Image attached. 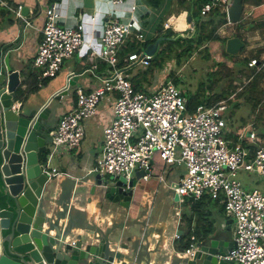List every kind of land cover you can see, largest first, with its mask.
<instances>
[{"label":"built area","instance_id":"obj_1","mask_svg":"<svg viewBox=\"0 0 264 264\" xmlns=\"http://www.w3.org/2000/svg\"><path fill=\"white\" fill-rule=\"evenodd\" d=\"M109 1L118 5L126 0ZM131 3L133 10L137 2L132 0ZM231 3L232 0H206L200 13L207 15L214 9L226 13ZM22 9V5H17L14 11L24 18ZM59 14V2L51 0L44 9L42 38L33 59L38 68V83L55 76L63 62L83 44L88 46L93 57L106 63L109 73L100 76L99 85L90 91L78 88L70 108L59 116L49 131L45 169L48 177L51 179L60 172L51 166L52 158L80 146L86 120L95 115L99 102L108 95L113 116L103 128L101 155L93 170L114 178L123 175L127 179L125 187H129L134 169L143 171L139 178L152 176L155 157L166 165H182L184 173L171 185L174 192L195 200L203 196L221 197L225 210L233 219L234 244L224 258L239 264H264V189L247 190L237 176L241 170L254 171L264 179V145L253 123H247L234 141L227 136L225 113L230 106L229 97L211 105L200 103L190 111L185 90H181L172 78L160 82L150 93L138 90L126 70L135 63L150 64L153 55L146 53L144 48L133 51L127 55V64L119 67L118 52L128 35L134 34L138 40L146 41L154 34L141 21L137 24L135 20L141 19L139 16L131 15L123 21L118 13L111 15L103 29L92 28L91 37L87 39L83 23L64 26L56 20ZM250 15L244 11V16ZM90 19L95 20L94 13ZM92 37L100 38V49L92 45ZM256 63V58L249 61V65ZM76 75L70 73L65 87L58 93L67 91ZM20 105L21 101H15L12 107L18 109ZM247 145H253V150ZM191 239L195 242L193 235ZM194 249L195 244H190L179 256L192 255Z\"/></svg>","mask_w":264,"mask_h":264},{"label":"crops","instance_id":"obj_2","mask_svg":"<svg viewBox=\"0 0 264 264\" xmlns=\"http://www.w3.org/2000/svg\"><path fill=\"white\" fill-rule=\"evenodd\" d=\"M49 1L0 0V45L20 37L21 31L24 30L25 37L23 41L18 39L20 47L15 51L13 63L14 69H18L20 72V86L27 88L25 90L26 98L21 101L17 97L15 101H21L23 109L30 107L40 109L44 105H48L50 109L49 123L54 127L59 116L68 110L74 102L77 89L81 88L84 91L94 89L100 83V76L109 73V67L104 62L97 61L96 63V58L89 53L88 46L83 44L72 57L63 62L55 76L45 78L41 84L37 83V87H26V82L35 79L33 74L38 71V68L33 64V59L42 38L44 9ZM80 1L82 3L78 6ZM189 1L163 0L160 6L151 7L145 0H136L137 5L132 10V0H126L122 4L116 5L117 7L113 10L107 0H66L63 5L65 9L63 20L70 26L74 21L72 12L77 7L76 13L79 19L76 23H83L87 39L91 37L92 28L102 30L104 22L111 15L115 16L117 13L123 21L131 15L139 16L141 19L135 20L137 24L141 21L144 27L152 33L161 21L163 28H166L165 23L168 22L167 29L187 36L194 29L192 20L191 22L187 20L188 10L191 9ZM126 3L128 6H124ZM15 5L27 7L29 16L18 17L14 11ZM254 10L255 8L252 7L245 12L252 15ZM262 10L263 14L259 17H264V9ZM115 12L117 13L115 14ZM93 13L95 20L91 21L90 16ZM206 16L208 14L202 17ZM83 18H86L85 22ZM257 18L252 17V20L255 21ZM22 20L26 21L25 28ZM239 25L242 27L241 23ZM249 26L254 28V23ZM243 27L245 28V25ZM125 40L126 42L130 40L134 44L136 42L140 49L144 48L146 42L138 40L134 34L128 35ZM160 42L155 53L152 54V59L157 57V51L162 47ZM91 43L95 48L100 49L101 40L99 37H92ZM155 60L154 67L157 66L158 59ZM70 73L78 75L76 83L70 85L67 92H62L58 98L66 100L65 104L51 107L49 99L57 98V95H60L58 91L65 87ZM171 74L169 73V76L173 79ZM129 77L134 86L137 85L138 89H144L143 86L135 83L131 76ZM111 102L109 96L106 95L98 104L95 115L86 120L84 139L77 149L56 155L58 156L55 159L56 163L54 158L53 161L51 160V166L60 172L50 179L49 199H47L45 207L48 215L51 213V207L58 210L57 215H53V217L60 226V230H67L68 234L65 239L72 241L81 236L85 241L88 234L108 237L111 248L114 247L128 255L131 254L137 260L135 264H170L178 257H183L179 256L184 249L181 248L183 245L177 238L178 234H186L189 230L195 231V229L204 231L211 227L212 230L208 234L215 230L221 232L230 225L228 234L231 238L234 222L225 210L221 197L203 196L202 199L197 200L186 196L175 198V192L171 185L184 173L182 165H166L155 157L152 176L148 179H136L128 207L107 196L104 185L109 183L112 178L109 174L100 175L93 168L101 155L103 128L113 116ZM254 127L256 128V126ZM260 129L261 132L264 131L263 126H260ZM100 180L103 183H99ZM245 189L249 190L250 188L245 187ZM52 233L54 230L51 231ZM198 239L195 238V242L192 240L190 244L196 245Z\"/></svg>","mask_w":264,"mask_h":264},{"label":"water","instance_id":"obj_3","mask_svg":"<svg viewBox=\"0 0 264 264\" xmlns=\"http://www.w3.org/2000/svg\"><path fill=\"white\" fill-rule=\"evenodd\" d=\"M244 2L232 0L227 9L228 22L241 21ZM21 14L29 16L27 7ZM187 20L191 22V15ZM22 22L25 28L26 21ZM24 37L22 30L20 37L0 45V189L4 192L0 206V264H135L137 260L131 254L111 248L108 237L88 234L85 241L81 236L74 243L67 241V230H60L53 217L58 210L51 207L48 215L45 203L51 180L45 169L49 131L53 128L49 123L50 109L48 105L40 109L12 107L21 87L20 72L14 69L13 59L20 47L18 39L23 41ZM161 39L148 45L145 52L154 54ZM244 46L238 33L225 42V50L232 54ZM75 80L76 76L70 85ZM142 173L136 169L131 172L129 187H125V176L112 178L104 185L107 196L128 207L136 179ZM178 196L175 193V198ZM229 229L230 225L224 231L201 236L192 255L178 257L170 264H239L224 258L234 244Z\"/></svg>","mask_w":264,"mask_h":264},{"label":"rangeland","instance_id":"obj_4","mask_svg":"<svg viewBox=\"0 0 264 264\" xmlns=\"http://www.w3.org/2000/svg\"><path fill=\"white\" fill-rule=\"evenodd\" d=\"M57 1L60 3V14L56 20L61 22L64 26H69V23H65L63 20L65 12L63 5L66 0ZM107 1L110 8L115 10L114 8L117 6L112 4L109 0ZM202 1L204 0H190L188 4H190L191 10L195 11V8L198 7ZM257 2L258 0H245V9L250 10L252 7L257 9ZM81 3L82 1L78 2V6ZM263 3L264 0L260 4V8L262 9H264ZM124 6H128V4L126 3ZM76 10L77 7H75L72 12L74 21L70 26L75 25L79 19ZM222 17L227 19L225 13L222 14ZM251 17H254V14H252L250 18L249 16H244L241 20V24L244 22L242 26L245 25L243 30L239 27L238 22L231 23L228 21L218 28L217 34L223 38H228L238 33L241 38L245 40V49L243 51H241V49L239 52L233 53V57H229L224 54L225 43L222 42V40L208 42L202 47L197 46V43H195L192 46L193 49H191L189 53L185 52L182 55L179 54L180 50H184V48L187 47V38H189L187 36L191 35L189 34L182 39L183 47H178L177 44L171 45L174 50H172L170 54H166L165 56L163 55V58L159 60V63L161 64L160 66L154 67L156 60L153 58L150 65L135 63L130 65L126 71L128 75L134 79L135 83L141 87L143 86L144 89L138 90L146 93H150L152 87H155L160 82L168 81L171 78L169 73L181 78V80L177 83V86L181 90L195 92L200 89V93H214L213 95L220 93L221 96L223 92L225 96L224 99H228L229 97L228 104L230 103V106L225 113L228 130L227 136H237L241 129L246 128L247 123L252 122L253 127L256 126V128L254 127V130L257 136L262 139V144L264 145V138L260 134L262 133L260 126L264 127V98L260 101L259 105L253 109L252 102L244 100V97L247 94L245 93L243 96L240 94L248 81L247 79L245 80V74H248L249 68L251 69L255 65H249L248 62L245 64L242 62V59L246 57L249 61L257 50L264 49V17L257 16L258 18L255 19L256 28L249 26V24L254 21ZM85 20L86 18H83L84 22ZM177 33H179L177 37L180 38V32ZM174 42L176 43L177 41ZM205 47H207V50H205ZM259 55V59H262L261 65L264 66V50L260 51ZM260 90L264 91V78L259 83L258 92H260ZM65 102L66 100L55 97L49 99L51 107H55L56 105L62 106ZM237 128L239 129L237 130ZM230 131H233V133H230ZM229 138L233 140L232 137ZM56 157L58 156L55 155L53 157L55 163L57 162L55 160ZM237 176L246 188L252 189L257 186L259 189H264V179L254 171L247 172L241 170L238 172ZM111 178L114 177L111 176Z\"/></svg>","mask_w":264,"mask_h":264},{"label":"trees","instance_id":"obj_5","mask_svg":"<svg viewBox=\"0 0 264 264\" xmlns=\"http://www.w3.org/2000/svg\"><path fill=\"white\" fill-rule=\"evenodd\" d=\"M151 7H158L160 6V4L162 3L163 0H145ZM206 0L202 1L200 3V5L197 7V9L188 10V14L191 15L192 18V22H193V27L194 29L192 30V33L190 36H187L189 38H187L188 40V44L187 47L184 48V50H180L179 54H184L185 52H188L193 49V45L195 43H197V46H204L206 43L211 42V41H216V40H222V42H226L227 37L223 38L221 37L219 34H217L218 32V28L223 25L224 23L227 22V19H225L224 17H222V14H224V11H219V10H212L208 16L206 17H202L205 15H201L200 14V8L202 6V4L205 2ZM263 2V0H258V2L256 3V5L258 6L257 9H255L254 11V18H256L257 16L263 14V10L260 8V4ZM17 5H15L16 7ZM264 6V5H263ZM14 7V8H15ZM226 16V14H225ZM251 23H254V27L256 28V22L252 21ZM239 25V24H238ZM240 26V25H239ZM179 33H175L174 31H172L171 29H164L162 26V22L160 21L156 27H155V35L153 36H148L145 44H144V48L147 47L148 44L155 42L158 38L162 37L161 39V45L162 47H160V49L157 51L158 55L155 59L157 60V66H160L161 64L159 63V60H161L163 58V55L165 56L166 54H170L172 50H174L173 47H171V45H176L178 47H183V42L182 39L185 37L183 35H180V38L177 37ZM191 37V38H190ZM174 41H177L176 43ZM245 41V40H244ZM137 43L132 42L130 40H127V42H125V44L120 48L119 52H118V65L119 67H123L127 64V55L133 51H138L140 48L138 47V45H136ZM171 47V49H170ZM245 49V47L242 48L241 51H243ZM205 50H207V47H205ZM264 49H259L255 52V54H253L252 58H258L260 57L259 53L260 51H263ZM208 52V51H207ZM206 52V53H207ZM177 53V51H176ZM224 54L226 56L229 57H233L232 53L227 52L224 48ZM208 56V55H207ZM243 60V61H242ZM241 61L244 62L245 64H247L248 59L245 57L244 59H242ZM101 62V61H100ZM223 64V63H220ZM262 61L256 65L253 66V68H249V73L245 74V80L247 79V84H245V88L242 89L241 93L242 96L243 94H247L244 98L245 101H250L252 102V108L255 109L260 101L264 98V91L260 90V92H258V87H259V83L260 81L264 78V66L261 65ZM34 78L32 81L30 82H26V87H37V73L33 74ZM173 76V82L177 85V83L181 80L179 77L171 74ZM172 78V77H171ZM202 84V83H200ZM210 87H212L211 85H209ZM135 87L137 88V85H135ZM27 88H23L20 87L18 89V98L19 100L23 101L26 98V90ZM138 89V88H137ZM199 90L195 91V92H184V94H186V96L188 97V109L190 111H193L195 109V107L200 104H207V105H211L214 104L215 102H217L218 100H222L225 98L224 93L222 92V96L219 94L213 95L214 93L211 94H205V93H200ZM238 104V103H237ZM236 104V105H237ZM262 137H264V131H262V133H260ZM232 137L233 140H237V136H229ZM246 144V143H245ZM248 147H250L252 150L254 148L253 145H247ZM0 185H1V180H0ZM3 199H4V192L2 191V189H0V206L3 205ZM218 200V199H217ZM212 230V227L210 229L204 230V231H198L197 229H195V231H191L189 230L186 234H182L180 236H178V240L181 241V245H183V249H185L186 247L189 246V244L191 243L192 239H191V235H194L195 238H200L201 236H204L205 234H208V232H210ZM180 244V242H179Z\"/></svg>","mask_w":264,"mask_h":264},{"label":"clouds","instance_id":"obj_6","mask_svg":"<svg viewBox=\"0 0 264 264\" xmlns=\"http://www.w3.org/2000/svg\"><path fill=\"white\" fill-rule=\"evenodd\" d=\"M50 2V1H49ZM263 5H264V3H263ZM215 10V9H214ZM246 9H245V2H244V8H243V13H242V18H241V20L244 18V11H245ZM212 11V10H211ZM210 11V12H211ZM209 12V13H210ZM208 13V14H209ZM201 14V13H200ZM226 14V18H227V12L225 13ZM202 15V14H201ZM251 16V15H250ZM250 16H249V18H250ZM252 18V17H251ZM239 23H241V21L239 22ZM242 24H244V22H242ZM168 27H166V28H164V29H167ZM154 34H155V31H154ZM240 35V34H239ZM251 59H253V58H251ZM257 59V61H258V63H256L254 66H256V65H258L261 61H262V59H258V58H256ZM95 61H96V63H97V61H101L100 59H95ZM250 61V60H249ZM249 61H248V63H249ZM101 62H103V61H101ZM105 63V62H104ZM253 68V67H252ZM77 76V75H76ZM15 102V101H14ZM22 104V103H21ZM20 107H21V105H20ZM46 156H47V151H46ZM52 179V178H51Z\"/></svg>","mask_w":264,"mask_h":264},{"label":"flooded vegetation","instance_id":"obj_7","mask_svg":"<svg viewBox=\"0 0 264 264\" xmlns=\"http://www.w3.org/2000/svg\"><path fill=\"white\" fill-rule=\"evenodd\" d=\"M241 28H244L243 26Z\"/></svg>","mask_w":264,"mask_h":264}]
</instances>
